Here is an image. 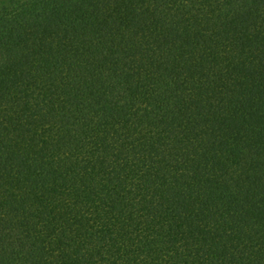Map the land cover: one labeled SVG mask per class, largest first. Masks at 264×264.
<instances>
[{
  "label": "trees",
  "instance_id": "trees-1",
  "mask_svg": "<svg viewBox=\"0 0 264 264\" xmlns=\"http://www.w3.org/2000/svg\"><path fill=\"white\" fill-rule=\"evenodd\" d=\"M0 264H264V0H0Z\"/></svg>",
  "mask_w": 264,
  "mask_h": 264
}]
</instances>
